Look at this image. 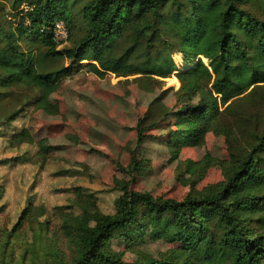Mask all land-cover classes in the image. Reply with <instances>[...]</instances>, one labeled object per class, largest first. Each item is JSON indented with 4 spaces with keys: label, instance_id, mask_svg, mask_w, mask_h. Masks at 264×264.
<instances>
[{
    "label": "trees",
    "instance_id": "trees-1",
    "mask_svg": "<svg viewBox=\"0 0 264 264\" xmlns=\"http://www.w3.org/2000/svg\"><path fill=\"white\" fill-rule=\"evenodd\" d=\"M6 1L19 17L13 28L0 23V128L30 106L54 113L53 84L69 70L59 62L70 68L84 62L100 79L114 74L162 80L178 71L172 59L178 53L186 67L175 75L181 106L170 113L154 102L159 108L150 106L138 121L137 143L173 114L167 147L174 158L182 148L202 146L209 132L224 135L228 144L224 180L201 197L191 188L176 201L125 185L114 214L104 215L94 204L81 208L69 228L79 248L69 264H264V115L255 105L256 90L264 86V0ZM76 4H82L77 14L85 30L73 40ZM58 22L68 30L61 47L53 36ZM69 40L72 46L64 47ZM195 86L208 88L210 95L202 104L188 105L185 97ZM7 145L8 151L23 145H36L37 151L33 158L4 159V167L38 168L30 172L35 177L47 165L49 155L28 129L12 132ZM213 164L206 155L187 161L186 168L201 178ZM150 227L166 244L177 245L165 260L128 263L107 247L111 239L132 245Z\"/></svg>",
    "mask_w": 264,
    "mask_h": 264
},
{
    "label": "rangeland",
    "instance_id": "rangeland-1",
    "mask_svg": "<svg viewBox=\"0 0 264 264\" xmlns=\"http://www.w3.org/2000/svg\"><path fill=\"white\" fill-rule=\"evenodd\" d=\"M81 5L73 8V40L80 39L85 30L77 14ZM18 17L8 1L0 0L1 24L13 28ZM71 46L69 40L64 47ZM172 59L178 71L162 80L114 74L100 79L84 62L71 68L67 61L59 62L57 66L69 70L53 84L49 103L54 113L30 106L15 122L0 128V264H69L79 250L69 231L72 220L82 215L81 208L93 204L104 215L114 214L115 201L125 185L130 191L181 201L192 189L201 197L210 185L224 180L222 166L229 160L224 135L209 132L202 146L182 148L174 158L167 147L175 129L170 114L147 129L137 143L138 121L150 106L158 107L154 102L170 113L181 106L175 75L186 67L180 54L172 53ZM256 91L255 105L263 116L264 86ZM209 95L208 88L195 86L185 101L195 106ZM22 128L28 129L37 146L49 155L47 165L35 177L31 173L38 168L1 165L15 155L35 157L36 145L8 151L7 138ZM206 155L214 164L208 165L201 178L200 172L192 177L187 161L199 162ZM176 246L162 241L154 227L132 245L122 239L107 244L128 263L147 257L165 260Z\"/></svg>",
    "mask_w": 264,
    "mask_h": 264
},
{
    "label": "built area",
    "instance_id": "built-area-1",
    "mask_svg": "<svg viewBox=\"0 0 264 264\" xmlns=\"http://www.w3.org/2000/svg\"><path fill=\"white\" fill-rule=\"evenodd\" d=\"M53 36L56 43L61 47L68 38V30L62 22L55 24L53 29Z\"/></svg>",
    "mask_w": 264,
    "mask_h": 264
}]
</instances>
